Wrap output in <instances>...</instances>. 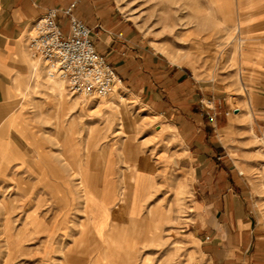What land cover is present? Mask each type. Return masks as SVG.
Masks as SVG:
<instances>
[{"label": "rangeland", "instance_id": "1", "mask_svg": "<svg viewBox=\"0 0 264 264\" xmlns=\"http://www.w3.org/2000/svg\"><path fill=\"white\" fill-rule=\"evenodd\" d=\"M114 2L133 27L145 35L151 49L161 53L165 60L186 63L184 66L188 73L203 79L204 83H225L231 96H236L237 90L244 94L252 84L257 83L261 72L256 68L243 66V62H250L251 52L248 48L264 44L258 38L251 37V28L244 24L246 18L241 20L234 17L233 0ZM253 56L255 58L259 55L254 53ZM43 69L46 73L44 65ZM59 79L63 80V85L57 83ZM47 81L51 84L38 82L29 89L31 100H34V96H39L43 98V102L29 105L30 137L25 136V140L19 137V140L27 148L28 154L35 158L38 155L34 146L36 143L30 144L32 133H35L39 137L44 158L59 165L58 175L64 177L67 183L60 184L62 186H53L48 180L41 183L36 168H24L18 172V163L0 176V264H3L9 248L15 256L12 264H60L59 259L49 258L44 254L45 237L33 238L39 233V217L28 215V212L38 207L39 194H43L46 199L41 207L43 209H40L45 214L43 229H47L49 223H54L63 232L58 235L61 245L56 250V255L60 256L62 253L64 256L70 250L82 253V247L86 244L85 234L94 221L91 219L92 223L89 225V215L84 207V196L76 172L79 161L92 172L89 182L94 189L104 192L109 177H112L115 184L117 199L109 202L104 198L108 202L104 203L103 198L97 195L93 215L95 217L96 213H100L98 211L107 210L108 225L105 223L100 226L98 235L102 239L117 241L118 247L103 249L110 251V258L114 255H126L128 264H206L205 258L199 256L201 240L207 238L206 228L210 225L209 218L199 204L205 202L204 199L201 200L204 190L201 188L203 185L198 184L195 179L190 144L181 130L170 124L164 115L154 112L145 100L132 93L125 85L117 84L108 95L90 97L71 93L64 79L58 76L48 75ZM231 84L235 89L231 90ZM59 98L66 105L57 117ZM214 99L213 95H206L205 101H202L207 108L211 106L212 114L216 108L212 104ZM234 106L239 108L231 110V116L237 117L238 134L229 144L239 160L240 172L244 174L247 172L246 166L252 164L251 155L257 153V160L254 162L259 164V168L254 171L259 177L255 203L261 210L264 223V133L258 135L256 131L247 129L249 120L244 118L245 108L238 98H233ZM58 120L63 129L71 128L69 140L64 139L63 133L58 135ZM89 140H98L90 152L86 149ZM70 143L74 144L70 147ZM125 143H129L126 147L131 146L130 144L141 147L143 169L134 181L124 172H128L132 162L138 160L139 152L124 148ZM103 147L110 150V162H106L103 157ZM255 147L258 151L251 153ZM106 167L110 175H104V178ZM48 173L50 177H54L52 172ZM20 179L23 180L22 183L19 182ZM66 185L74 190H71L72 201L66 194ZM121 192L124 193V205L122 202L121 217L118 220L123 227L114 233L112 227L110 232L105 233L104 229L109 225L113 226L114 212ZM157 204L162 208L168 205L172 215L168 212L170 217L161 216L162 221L155 224L153 209ZM64 210H67V215H63ZM134 211L139 219L135 226L131 224L136 231L130 236L128 232H122V229H128L129 226L125 223H131L130 214ZM44 218H40L41 222ZM63 219L65 220L62 221ZM23 222L26 230L30 229L29 238H33L26 241V249L22 248ZM153 223L156 228L150 226L145 232L138 231L140 227L143 229L146 224ZM69 225L82 231H78L77 238L73 239L78 250L74 246L69 247L72 238L69 236ZM89 244L95 254L98 248L96 240ZM50 245L53 243L47 245V251L54 250ZM62 246L66 248L61 249ZM41 256L45 258L42 259Z\"/></svg>", "mask_w": 264, "mask_h": 264}, {"label": "crops", "instance_id": "2", "mask_svg": "<svg viewBox=\"0 0 264 264\" xmlns=\"http://www.w3.org/2000/svg\"><path fill=\"white\" fill-rule=\"evenodd\" d=\"M74 1V14L93 29L96 48L115 67L122 78V86L125 85L132 93L145 100L154 112L168 118L170 124L180 129L190 144L195 179L198 184L203 185L201 188L204 190L201 200L204 199L205 202L199 204L210 223L206 228L207 238L201 240L199 256L205 258L206 264H264V223L261 210L255 203L259 176L254 169L259 168V164L254 162L257 160V153L254 155L253 152H257L258 148L250 151L253 153L252 164L246 166L247 172L244 174L240 172L239 160L229 144L238 134L237 117L231 116V110L239 108L233 107V98H238L245 108L244 118L249 120L247 129L256 131L258 135L264 133V46L259 44L248 48L251 52L250 62H243V66L256 68L261 72L257 83L252 84L244 94L237 90L236 96H231L225 83L214 81L213 84H206L203 79L188 73L186 63L165 60L161 53L151 49L145 35L133 27L119 11L114 0H0V176L18 163V172L24 168H36L41 183L47 180L56 185L67 183L64 177L58 175L59 165L44 158L39 137L35 133H32L30 142L36 143L34 146L38 155L35 158L28 154L19 137L23 140L25 136L30 137L29 105L43 102V98L39 96H34V100H31L29 89L38 82L51 84L47 81V73L43 71L41 58L35 56L28 47L29 33L34 21L49 8L58 9V19L68 32L69 18L64 9ZM233 13L237 19L246 18L244 24L251 28V37L258 38L264 44V0H233ZM254 53L259 56L254 58ZM232 86L234 85L231 84V90L235 89ZM206 95H213L215 98L212 103L216 107L214 114L210 107L207 108L202 103ZM126 144L129 143H125L124 148ZM130 145L126 148L138 150V167L143 169L141 147ZM67 166L71 168V165ZM48 172H52L54 177H50ZM64 188L72 201L70 191L73 189L68 185ZM37 198L38 207L29 211L28 215L39 217V233L33 238L45 237L43 252L46 257H55L60 264H128L126 255H114L110 258V251L103 250L118 247L117 241L102 239L98 235L100 226L105 223L108 225L107 210L98 211L100 213L95 214L89 232H83L86 244L82 247L81 254L70 250L64 256L62 253L57 256L56 250L61 245L58 235L63 232L54 223H49L47 229H43L45 214L40 209H43L41 207L46 199L43 194H39ZM65 211L67 210L63 214L67 215L68 212ZM153 212L155 224L162 221L161 216L167 218L172 215L168 205L162 208L157 204ZM41 217L44 218L42 222ZM128 222L125 223L129 226L128 229H122V232L133 236L132 232L136 228ZM155 224H146L138 231L145 232L147 227H155ZM69 228V236L72 237L69 247L74 246L78 250L73 239L77 238V232L81 230L72 225ZM111 228L109 225L104 229L105 233L110 232ZM29 230H26L23 222V249L26 241L33 239L29 238ZM94 239L98 246L95 254L89 244ZM51 243L53 245L50 247L54 250L47 251V245ZM63 248L66 247L62 246L61 249ZM13 257L12 253L8 264H12Z\"/></svg>", "mask_w": 264, "mask_h": 264}, {"label": "built area", "instance_id": "3", "mask_svg": "<svg viewBox=\"0 0 264 264\" xmlns=\"http://www.w3.org/2000/svg\"><path fill=\"white\" fill-rule=\"evenodd\" d=\"M75 4L64 9L69 18L68 32L58 19V9L49 8L34 21L28 47L41 58L46 73L64 79L71 93L108 95L122 78L96 48L93 29L74 14Z\"/></svg>", "mask_w": 264, "mask_h": 264}, {"label": "bare ground", "instance_id": "4", "mask_svg": "<svg viewBox=\"0 0 264 264\" xmlns=\"http://www.w3.org/2000/svg\"><path fill=\"white\" fill-rule=\"evenodd\" d=\"M63 80H58L57 83L59 85H63ZM123 97V95H122ZM60 100L58 101V106H57V111H56V116L59 117V112L60 110H62L65 105H66V102L59 98ZM123 100H125V97L122 98ZM122 117H123V114H122ZM58 127L60 129H58V135L59 134H65V138L66 140H69V137L71 136V128L69 127L68 129H63V125L61 124V121L58 120ZM69 136V137H68ZM98 140L95 141H90L87 142V145H86V149L88 152H90L93 148L94 145H96ZM74 143H70L68 144L70 147L73 145ZM75 148H78V147H75ZM111 149V148H110ZM102 154H103V157H105L106 159V162H110L111 160V153H110V150L109 149H106V147H103V150H102ZM140 170H142L140 167H138V160H135L134 162H132L131 166H130V170H128V172H124L125 175H128L129 179L131 181H134L135 179H137V175L138 173L140 172ZM76 172H77V175L79 177V182H80V189L81 191L83 192L82 195L84 196V207H85V210L88 211V215H89V225H91V219L92 221H94V209L96 207V201H95V197H97V195H99L101 197V199L103 200L104 203H108V202H105L104 201V198L106 200H108L109 202H113V200L116 198L115 197V191H114V187H115V184H114V181L112 179V177H109L108 179V183L106 182H103L105 183V191L104 192H101L100 190L98 189H94L93 188V184H91L89 181H90V177L93 175L91 171H88L81 163L80 161L78 162L77 164V169H76ZM104 175H110V172H109V169L106 167L104 169V173H103V177ZM105 178V177H104ZM123 179V178H122ZM105 180V179H103ZM23 180L20 179V183H22ZM124 183V182H123ZM104 185V184H103ZM53 186H56V184H53ZM58 186V185H57ZM60 188V187H58ZM102 188V189H103ZM61 189V188H60ZM95 190H97L95 192ZM61 192L63 193V189H61ZM71 192V191H70ZM74 193V192H73ZM75 194V193H74ZM72 195V198H73V194L71 193ZM117 199V198H116ZM123 199H124V193H120L119 194V197H118V202H117V206H116V209H115V212H114V221H113V233L114 232H117L120 230V227H123V225L121 226V223H120V220L119 217H121V208H122V202H123ZM132 200V199H131ZM60 204V203H59ZM107 205V204H106ZM109 205V204H108ZM115 207V206H114ZM12 208V207H11ZM64 215V214H63ZM169 216V215H168ZM44 217V216H43ZM138 215L136 214V211H134L133 213L130 214V222L133 226H135V223L137 222V219H138ZM164 217V216H163ZM65 219H63L62 221H64ZM10 222V221H9ZM59 224V223H58ZM57 224V225H58ZM93 225V224H92ZM91 225V226H92ZM90 226V227H91ZM19 231V230H18ZM22 231V230H21ZM20 232V231H19ZM21 234V233H20ZM27 234V233H26ZM119 235V234H118ZM26 236V235H25ZM114 237V235H113ZM8 238V237H7ZM115 238V237H114ZM137 238V237H136ZM138 239V238H137ZM14 240V239H13ZM9 246V245H7ZM11 254H12V250H10V248L8 249V253H7V256L5 257L4 259V262L3 264H8L9 263V260H10V257H11Z\"/></svg>", "mask_w": 264, "mask_h": 264}]
</instances>
